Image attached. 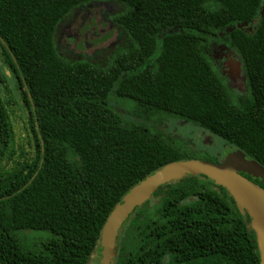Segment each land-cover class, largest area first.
I'll use <instances>...</instances> for the list:
<instances>
[{
    "label": "trees",
    "instance_id": "trees-1",
    "mask_svg": "<svg viewBox=\"0 0 264 264\" xmlns=\"http://www.w3.org/2000/svg\"><path fill=\"white\" fill-rule=\"evenodd\" d=\"M100 5L115 47L70 56L61 26ZM171 118L264 166V0H0V264H92L96 251L102 264L132 187L170 163L222 162ZM115 264H261V252L227 188L190 175L134 210Z\"/></svg>",
    "mask_w": 264,
    "mask_h": 264
},
{
    "label": "water",
    "instance_id": "water-1",
    "mask_svg": "<svg viewBox=\"0 0 264 264\" xmlns=\"http://www.w3.org/2000/svg\"><path fill=\"white\" fill-rule=\"evenodd\" d=\"M237 66L240 68L239 63ZM243 172L260 178L263 186L243 175ZM190 175H206L218 185L227 188L242 213L247 212L250 215L261 252V264H264V166L247 158L241 150L229 154L220 163L194 159L167 164L132 187L106 222L101 237V263H116L123 224L137 207L152 199L161 185Z\"/></svg>",
    "mask_w": 264,
    "mask_h": 264
},
{
    "label": "rangeland",
    "instance_id": "rangeland-1",
    "mask_svg": "<svg viewBox=\"0 0 264 264\" xmlns=\"http://www.w3.org/2000/svg\"><path fill=\"white\" fill-rule=\"evenodd\" d=\"M112 11L114 12L113 7L106 8L105 5H100V7L92 6L77 15H73L70 20L61 26L59 31L62 49L74 57L76 55L109 56L110 51L116 45L118 36L117 26L111 20ZM221 54L218 46L215 58L226 71L230 63L224 64L220 59ZM237 62L233 59L231 60V65H236ZM233 85L237 90L242 91L244 88V76L242 75L239 79L233 81ZM166 129L169 132L191 139L197 148L214 154L220 157L221 160L237 151L235 147L229 145L222 138L209 133L199 126H195L191 122L171 118L167 122ZM97 253L96 251L92 264H98L97 258L99 259L100 256Z\"/></svg>",
    "mask_w": 264,
    "mask_h": 264
},
{
    "label": "flooded vegetation",
    "instance_id": "flooded-vegetation-1",
    "mask_svg": "<svg viewBox=\"0 0 264 264\" xmlns=\"http://www.w3.org/2000/svg\"><path fill=\"white\" fill-rule=\"evenodd\" d=\"M231 60L233 59H228L227 62L230 63L228 69L225 71L226 75H228V77L233 80V81H236L237 79H239L242 75H241V68H239L236 65H231ZM233 70V71H231ZM260 179V178H258ZM259 185L263 186V183L261 181V179L259 180Z\"/></svg>",
    "mask_w": 264,
    "mask_h": 264
}]
</instances>
